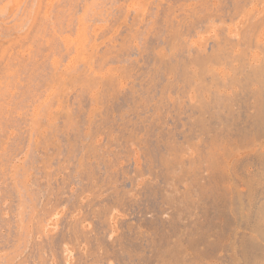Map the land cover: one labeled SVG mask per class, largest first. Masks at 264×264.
<instances>
[{
  "label": "rangeland",
  "instance_id": "obj_1",
  "mask_svg": "<svg viewBox=\"0 0 264 264\" xmlns=\"http://www.w3.org/2000/svg\"><path fill=\"white\" fill-rule=\"evenodd\" d=\"M262 23L264 0H0V264H189Z\"/></svg>",
  "mask_w": 264,
  "mask_h": 264
},
{
  "label": "bare ground",
  "instance_id": "obj_2",
  "mask_svg": "<svg viewBox=\"0 0 264 264\" xmlns=\"http://www.w3.org/2000/svg\"><path fill=\"white\" fill-rule=\"evenodd\" d=\"M259 33L257 89L248 94L237 135L227 143L225 168L213 162L216 187L199 183L211 220L198 226L206 230L193 238L189 264H264V23ZM225 239L231 260L229 251L221 248Z\"/></svg>",
  "mask_w": 264,
  "mask_h": 264
}]
</instances>
